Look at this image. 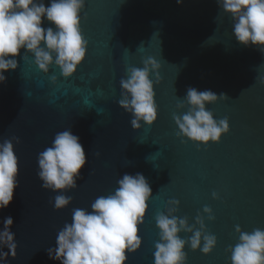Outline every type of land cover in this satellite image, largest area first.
I'll return each mask as SVG.
<instances>
[{
	"label": "water",
	"instance_id": "obj_1",
	"mask_svg": "<svg viewBox=\"0 0 264 264\" xmlns=\"http://www.w3.org/2000/svg\"><path fill=\"white\" fill-rule=\"evenodd\" d=\"M81 17L88 48L72 77L64 78L55 65L44 74L22 49L17 69L5 72L0 84V143L19 139L13 140L19 187L0 210V230L11 216L17 243L16 258L9 256L6 264H60L47 250L56 247L73 210L90 212L96 198L114 194L123 175L137 173L152 195L139 225L142 245L126 253V264H154L155 245L162 242L156 224L161 212L216 237L207 255L186 244V264H231L237 226L246 233L264 230V51L236 41L232 17L217 0H86ZM42 27L55 30L46 19ZM149 57L161 65L159 83L150 76L157 120L151 126L141 121L134 130L132 115L118 104L120 80ZM190 87L226 94L206 104L215 120H228L229 131L219 142L204 145L178 135L173 116L188 111L187 104H177ZM69 129L79 137L87 163L75 189L52 192L41 186L37 157L56 133ZM60 194L72 201L56 210ZM192 234L178 233L184 240Z\"/></svg>",
	"mask_w": 264,
	"mask_h": 264
},
{
	"label": "clouds",
	"instance_id": "obj_2",
	"mask_svg": "<svg viewBox=\"0 0 264 264\" xmlns=\"http://www.w3.org/2000/svg\"><path fill=\"white\" fill-rule=\"evenodd\" d=\"M182 2L177 0L178 4ZM85 3L86 0H50L46 7L44 0H0V84L6 81L5 72L17 69L16 57L22 49L34 57V64L44 74L55 65L64 78L72 77L85 60L88 48L81 30ZM217 4L232 17L236 41L264 51V0H217ZM44 19L54 24L55 30L42 27ZM160 67L149 57L143 61L142 68H128L127 78L120 80L122 98L118 104L132 115L134 130L141 127V121L151 126L157 120L154 82L150 76L155 74V82L159 83ZM50 79L55 83L57 77L53 75ZM260 82L264 83V78ZM221 98L226 99V94L217 96L211 90L188 88L184 99L177 104V107L187 104L188 111L173 116L178 135L204 145L210 141L219 142L229 131L228 120H215L206 104ZM13 140L19 143L16 137L0 143V210L12 203L14 191L19 187L18 157ZM86 163L79 137L70 129L64 130L56 133L51 146L38 154L37 176L42 188L63 193L77 187V179ZM117 183L119 186L114 194L96 198L90 212L80 208L73 210L72 222L66 223L57 234L56 247L47 250L50 259L60 264H126V253H135L141 247L139 225L144 222L148 210L151 188L140 173L125 174ZM71 201L70 196L56 195L54 208L63 209ZM204 211L210 213L211 209L205 207ZM197 222L203 227L202 221L198 219ZM156 224L162 242L155 245L154 264H186V244L192 251L199 249L205 255L216 246L214 235L194 231L184 219L170 218L161 212L157 214ZM12 225L13 218L5 217L0 230V264H6L9 256L16 258L17 243ZM182 230L193 234L184 240L178 235ZM236 231L240 234L239 242L230 248L231 264H264V230L246 233L237 226Z\"/></svg>",
	"mask_w": 264,
	"mask_h": 264
}]
</instances>
